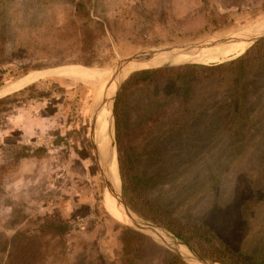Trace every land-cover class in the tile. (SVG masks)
I'll use <instances>...</instances> for the list:
<instances>
[{
  "label": "rangeland",
  "instance_id": "1",
  "mask_svg": "<svg viewBox=\"0 0 264 264\" xmlns=\"http://www.w3.org/2000/svg\"><path fill=\"white\" fill-rule=\"evenodd\" d=\"M71 1L0 0V25L9 20L16 29L11 48L17 55L12 61L25 69L21 77L0 87V99L5 100L0 104V246L30 218H59L74 226L67 234L66 264H115V221L123 220L106 206L92 130L95 96L104 82L50 75L23 88L10 90L9 86L29 72L57 67L110 71L120 60L146 48L199 42L230 32L263 18L264 3L249 2L244 8L246 4L216 0L218 10L234 20L231 25L173 42L166 30L154 26L156 13L181 16L196 6L195 0H87L93 18L109 25L98 61L89 66L56 64L75 54L52 45L45 28L51 27L54 17L69 15ZM30 33L35 35L32 41L37 49L24 50L28 39L22 40ZM41 54L53 61H41ZM0 70V76L9 74L3 67ZM252 79L260 91L250 98V122L242 138L233 142H185L181 138L145 142L154 155L142 165L145 176H162L153 187L175 215L190 224L208 226L224 244L248 254L264 245V72L254 73ZM105 121L109 128L115 118L105 115ZM111 142L120 172L116 127ZM28 151L33 155L20 157Z\"/></svg>",
  "mask_w": 264,
  "mask_h": 264
},
{
  "label": "trees",
  "instance_id": "2",
  "mask_svg": "<svg viewBox=\"0 0 264 264\" xmlns=\"http://www.w3.org/2000/svg\"><path fill=\"white\" fill-rule=\"evenodd\" d=\"M195 1L196 6L181 16L156 13L154 26L166 30L169 40L177 42L218 31L233 23L234 20L218 10L216 0ZM224 1L227 5L246 4L243 7L248 8L249 2L258 0ZM71 2L69 15L54 17L51 27L45 26L49 29L52 45L56 48L64 46L75 54L69 60L55 63L94 65L109 25L107 21L93 18L87 0ZM8 21L0 25V69L3 67L9 72L0 76V87L15 81L25 71L12 61L13 55H17L11 48L16 29ZM32 38L35 35L30 33L22 40L28 39L24 50L37 49ZM40 59L53 61L44 55ZM263 72L264 38L229 61L137 70L121 85L115 100L118 160L122 191L128 205L142 217L173 231L203 257L217 258L226 264H264V245L248 254L224 244L208 226L190 224L175 215L163 196L154 190L153 186L162 180V176L154 178L143 174L144 161L154 155L144 143L178 138L185 142H223L226 139L233 142L242 138L245 124L250 122L247 114L250 98L260 91L252 78L254 73L260 75ZM4 101L0 99V104ZM200 123L202 126L198 125ZM32 155L28 151L20 157ZM104 212L112 218L107 210ZM115 227L118 245L115 264H188L151 236L118 221H115ZM73 228L69 220L30 218L24 227L3 241L0 264H66L69 254L67 234Z\"/></svg>",
  "mask_w": 264,
  "mask_h": 264
},
{
  "label": "water",
  "instance_id": "3",
  "mask_svg": "<svg viewBox=\"0 0 264 264\" xmlns=\"http://www.w3.org/2000/svg\"><path fill=\"white\" fill-rule=\"evenodd\" d=\"M263 25H264V17L248 25L240 27L238 29L226 33L212 35L199 42H190L184 44H176V45L143 49L140 52H137L136 54H133L127 58L120 60L116 65V68L114 69L115 71L109 74L108 78L106 79L103 89H99V91L95 96V109H94L93 128H92L94 133L93 143L96 151L97 160L101 168L100 170L104 184L105 199H111L112 202L115 204V206L121 211V213L124 215L125 218V221H122L123 223L128 224L132 228L151 236L155 241L165 245L170 250L179 254L180 257L188 264H226V263L217 259L210 260L204 258L197 251H195L194 248L187 241H185L183 238L175 234L173 231H171L170 229H168L167 227L161 224H158L152 220L142 217L128 205L122 194L121 187L118 190L116 184L114 183V180L111 176L109 169V158H107L108 155L107 157L106 155H104L102 142L98 140V133H97L98 117L100 115L102 108L108 101H110L111 103L110 114L112 115V117L114 116L115 100L121 85L125 82V80L128 77H130V75L133 72L141 69H146V68H140V66L143 65L144 63L151 62L156 58L163 56L176 57L181 54H187L193 51H201L204 49H209L215 46L228 44L232 42L247 41L249 45H252L253 43H256L260 39L264 38V30L260 33L257 32V30L260 29ZM236 56H233L232 58ZM185 63L207 64V63L195 62V61H187ZM130 64H141V65L126 73L125 69ZM147 68H152V67H147ZM108 130H109L108 134H111L108 142V147L111 150L112 147L111 141L114 138V131H115L114 122L112 126L110 125Z\"/></svg>",
  "mask_w": 264,
  "mask_h": 264
},
{
  "label": "bare ground",
  "instance_id": "4",
  "mask_svg": "<svg viewBox=\"0 0 264 264\" xmlns=\"http://www.w3.org/2000/svg\"><path fill=\"white\" fill-rule=\"evenodd\" d=\"M264 30V25L257 30L258 33ZM249 43L247 41H240V42H232L228 44H223L219 46H215L213 48L204 49L201 51H193L187 54H181L176 57L171 56H163L156 58L155 60L141 64H130L126 67L125 72H129L130 70L140 66V68H147V67H158V66H168V65H181L187 61H195V62H202V63H215L225 61L229 58L232 59L233 56L239 55L243 53L246 48L248 47ZM235 58V57H234ZM75 66V65H72ZM116 66L110 69V71H95L92 68L88 67H57L55 69L50 70H41V71H34L31 72L17 82L9 86V89L14 88H23L39 79L50 75H71L76 76L82 79L92 80L96 82H106L109 74L114 72ZM104 86V84H103ZM112 93V91H111ZM110 93V94H111ZM111 110V103L108 101L104 107L102 108L100 115L98 117V140L102 142V148L104 155H108L109 158V169L111 176L116 184L117 189H120L121 186V177L118 167L117 161V154H116V147L112 146L111 150L108 147L109 137H107L109 130L108 125L105 121V115L109 117ZM108 122V121H107ZM108 130V132H107ZM109 152V153H108ZM106 206L108 210L113 213L115 216L120 218L121 220L125 221L124 215L121 211L115 206L111 199H106Z\"/></svg>",
  "mask_w": 264,
  "mask_h": 264
}]
</instances>
